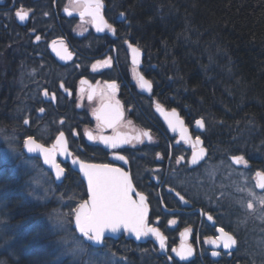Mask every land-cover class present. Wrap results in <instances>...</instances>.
Masks as SVG:
<instances>
[{"label": "flooded vegetation", "instance_id": "af4514ba", "mask_svg": "<svg viewBox=\"0 0 264 264\" xmlns=\"http://www.w3.org/2000/svg\"><path fill=\"white\" fill-rule=\"evenodd\" d=\"M57 1L51 4V13L46 10L47 15H44L42 10L46 9L48 0H0V81L6 90L5 98L20 107L16 114H10L7 108L3 117L6 123H9L10 115L21 120L23 143L20 150L23 156L42 166L58 188L78 192L81 203L89 197L88 187L82 173L73 167L72 159L84 164L120 168L130 174L135 188L133 199L137 201L140 194L146 199L148 214L143 228L156 229L164 237L163 247L152 233L137 238L134 232L122 230L115 238H105L103 247L96 250L110 248L131 264L139 263L137 251H147V256L140 261L145 264H251L250 250L244 244V240L248 241L245 231L237 227L235 221L224 222L222 210L227 216L230 213L226 203H222L227 200L219 201L220 207L209 206L207 200L198 196L196 189H191L193 198L197 199L194 200L187 189L189 186L178 184L183 168L187 165L185 174L200 168L208 161L210 151L203 140L206 160L195 167L189 166L196 145L191 141H179L180 134L171 132L156 112L158 106L169 111L174 109H168L152 98L153 83L149 72L154 66L146 52L130 39L120 38L119 26L123 22L128 24L126 18L119 21L118 15L113 21L108 19L105 0H100L98 12L94 0L88 8L101 14L110 26H104L99 33L91 16H72L66 12H82L87 7L84 0H74L78 6L72 10L66 6L69 0H61V4ZM21 10L28 13L23 21L16 16ZM87 20L90 27L84 31L76 30L79 23ZM130 46L142 52L141 66L132 64ZM54 47L65 60L53 53ZM139 76L152 84L149 92L142 89ZM143 106L151 115L142 110ZM185 125L194 141L197 137L202 138L201 133ZM145 132L151 139L143 135ZM87 133L96 139H89ZM159 134L167 141L168 153L157 152V166L146 174L148 179L143 175L134 181L131 167L137 162L136 156L143 147L161 146ZM28 138L41 144L43 150H47V157L54 156L65 171L60 183L43 165L41 154L45 151L32 155L24 152L23 145ZM101 138H110L109 143ZM113 142L117 145L115 148L110 146ZM224 160L230 161L236 169L240 166V163H233L231 157ZM172 166L176 167L173 169ZM173 171L178 175L174 177L176 182L171 179ZM12 173L19 186H23L22 175L13 170ZM205 184L211 186L204 183L202 187ZM143 187L156 188L160 210L153 207L155 194L150 199ZM34 206L24 207L18 218L23 221L34 219ZM26 216L29 219L26 220ZM229 217L233 218L232 215ZM221 228L236 240L233 247L224 248L223 241L218 239ZM75 235L86 247L93 248L83 237ZM182 249L185 258L178 254ZM187 249H191V255H187Z\"/></svg>", "mask_w": 264, "mask_h": 264}, {"label": "trees", "instance_id": "16d2710c", "mask_svg": "<svg viewBox=\"0 0 264 264\" xmlns=\"http://www.w3.org/2000/svg\"><path fill=\"white\" fill-rule=\"evenodd\" d=\"M53 1L48 0L42 14L51 13ZM57 2L61 4V0ZM105 2L108 19L125 14L128 24L119 26L120 38L143 49L154 66L149 72L152 98L177 110L190 127L198 119L203 121L201 136L210 151L207 159L242 156L251 170L264 173V0ZM2 86L0 81V126L6 124L3 113L7 108L10 114L20 110L13 100L5 98ZM142 110L151 115L146 107ZM158 136L161 146L143 147L136 156L131 167L134 181L143 175L148 179L157 166V152L168 153L166 139ZM191 187H187L189 194L197 200ZM149 188L142 189L150 199L155 194L153 207L160 210L156 188ZM22 190L12 169L0 164V191L12 199L10 213L13 223L20 225L19 231L29 224L18 215L24 207L32 206L23 201ZM34 207L36 221L45 217L49 204ZM50 238L38 243L26 236L23 253L15 264H61L55 259Z\"/></svg>", "mask_w": 264, "mask_h": 264}, {"label": "rangeland", "instance_id": "374dc122", "mask_svg": "<svg viewBox=\"0 0 264 264\" xmlns=\"http://www.w3.org/2000/svg\"><path fill=\"white\" fill-rule=\"evenodd\" d=\"M73 1L69 0L66 5L71 10L78 6ZM88 27L89 20L79 23L76 30L84 31ZM94 104L90 103L91 106ZM22 135L21 120L15 116L9 118V123L0 126V164H6L15 173L22 175L24 202L32 203L31 205L49 204V209L45 212V217H40L36 221L33 218L24 221V224L27 223L29 226H24V230L19 231L21 227L13 223V215L10 213L12 199L5 197L0 191V264L17 263L26 245V236H30L38 243L51 237L53 242L51 247L57 253L55 259L61 264H131L128 259L110 248L101 251L91 249L76 237L70 225L73 213L81 203L78 192L66 190L65 187L58 188L42 166L35 160L23 156L20 150L23 143ZM243 161L236 169L230 161L212 159L200 168L185 174L186 165L178 184L182 187L192 186L198 196L208 201L209 206L220 207L221 201L225 198L227 202L222 203H226V210L230 209L229 215L233 218L227 216V213L224 214L222 210L224 222L235 221L237 227L243 228L246 233L244 236L248 238V241L244 240V244L248 251L250 250L251 264H264V204L260 203L264 198V190L262 192L257 190V173L250 169L245 158ZM171 176L172 182H176L174 177L178 175L175 171L171 172ZM204 183L211 186L205 184L202 187ZM249 203L253 205L252 209L247 207ZM137 256L141 261L147 256V251H137Z\"/></svg>", "mask_w": 264, "mask_h": 264}, {"label": "snow or ice", "instance_id": "6c2138e0", "mask_svg": "<svg viewBox=\"0 0 264 264\" xmlns=\"http://www.w3.org/2000/svg\"><path fill=\"white\" fill-rule=\"evenodd\" d=\"M100 6V0H96L97 12ZM16 16L18 19L23 21L27 18L28 13L21 10L17 11ZM105 26L110 27L108 25ZM138 51V49H133L134 53H138ZM140 80L142 86H146L148 88L151 87L150 82L144 80L142 76L140 77ZM172 115H175L174 110ZM197 125L202 128L204 126L203 121H197ZM87 135L89 139H96L91 135V133H87ZM143 135L151 139L147 132L143 133ZM62 138L63 134L61 133V140ZM101 139L105 143H109L110 138ZM26 143H29V141H26ZM199 143L200 141L197 137L196 144ZM116 146V143H111V147L115 148ZM37 148H40V146L36 145L35 148L29 146V151H36ZM43 151H45L47 159V150ZM200 152L202 154L203 149H201ZM119 158L124 159L123 157ZM197 159L198 155L194 153L193 163H196ZM234 159L236 163L244 162L243 157H237ZM54 166L57 169L59 178L63 169H61L58 164ZM81 168L85 171V175L88 177L90 190V202L85 201L81 203L75 215L78 230L83 234V236L95 243H101L106 231L115 233L119 231L121 227H124L131 232H134L137 238L146 236L149 233L156 235L160 239L161 246L163 247L164 237L156 229L148 228L145 230L143 228L144 217L147 211L146 206L144 205L145 198L142 195L140 196L139 205L132 200L130 193L133 189L127 174L122 173L119 169L109 168L107 165L98 166L82 164ZM259 186L264 188V183H261ZM260 203L264 204V198L260 200ZM247 207L252 209L253 205L249 203ZM209 219H211V217H209ZM172 223H174V221ZM219 231L221 232V236L218 239L223 241L224 248H231L236 244V240L231 235L224 232L222 228L219 229ZM210 242L216 243V241ZM173 251L176 250L174 249ZM184 253L185 250L182 249L178 254L181 255L182 258H185ZM186 253L187 255H191V249H187ZM216 254L217 253H214V255Z\"/></svg>", "mask_w": 264, "mask_h": 264}, {"label": "water", "instance_id": "95a60500", "mask_svg": "<svg viewBox=\"0 0 264 264\" xmlns=\"http://www.w3.org/2000/svg\"><path fill=\"white\" fill-rule=\"evenodd\" d=\"M84 1L86 3L87 7L82 12L77 13V12H73V11H69V10H66V12L69 15H72V16H85V15L91 16L92 19H93V26L95 27V29L97 30V32L100 33L101 30H102V28L106 25L105 19H104V17L101 14L96 13L94 11H91L88 8L89 5L94 2V0H84ZM125 18L126 17H125V14L124 13H120L119 16H118V20L119 21H122ZM134 48L135 49H138L135 46H130L131 62H132L133 65L141 66L142 52L138 49L139 50L138 53H134L133 52V49ZM52 51H53V53L60 60L62 59V57L60 55V51H59V49L57 47H54L52 49ZM62 60H65V59H62ZM140 77L141 76H139V80H140ZM140 83H141V80H140ZM151 86H152V84H151ZM141 87L146 92H149L150 89H151V87L148 88L146 86H142V84H141ZM174 111H175V115H172L173 110H170V111L169 110H166L162 106H158L156 108V112L159 114V116L161 117V119L165 122L167 128L171 132L179 133L180 134V137L178 139L179 141H186V142L191 141L192 145H196V148L193 150V152H192V154H191V156L189 158V164H190V166L191 167H195V166H197L198 164H200L201 162H203L206 159L207 151H206L205 147H203V143L204 142H203V140L201 138H199L200 143L199 144H196V140L197 139L195 141L192 139L191 134H190V129L185 125L184 120L179 116V113L176 110H174ZM181 121H182V123H181ZM197 121H202V120L201 119H198ZM197 121H196V123L194 125V130L196 132H203L205 130V126H203L202 128L199 127L197 125ZM26 141H29V143H26ZM32 142H34V143H32ZM59 144L61 145V143H59ZM36 145H39L40 148H37L36 151H31L30 152L29 151V146L35 148ZM61 146H63V145H61ZM43 149H44V147L41 144H39L38 142H36L35 140H33L32 138L26 139L25 142H24V145H23L24 152L27 153V154H29V155H32L34 152H37V151H41V153H44L43 152ZM201 149H203V153L202 154L200 152ZM194 153H196L198 155V159H197V162L196 163H193V155H194ZM41 155H42V159H43L42 160L43 161V165L51 171V173L54 176L56 182L57 183H60L62 181V178H63L64 174H65V171L63 170L62 174H60V176L58 178L57 169L54 166V165L57 164V161H56L55 157L54 156H52V157L51 156H48V158L46 159L45 154H41ZM237 157H239V156H233V157H231L232 162L235 163V164H238V163L235 162V159H234V158H237ZM74 161H75V163H74ZM72 162H73V167L82 173V177H83V179H84V181H85V183H86V185L88 187L89 197H88V199L86 201H89L90 202V190H89V184H88V177L85 175V171L81 168V165L82 164L83 165H94V164H84L83 162H80L77 159H72ZM98 166H100V165H98ZM109 168H115V167H111L110 166ZM115 169H119L122 173L127 174L129 180L131 181L130 174L128 172H126L125 170L120 169V168H115ZM258 174L256 176L257 177V181H258L257 190L258 191H262L263 188L260 187L259 185L261 183H264V173H258ZM131 187H132L133 191L130 193V195H131L132 200H134L133 197H132V195L135 193V188H134V186L132 184V181H131ZM141 195L142 194H140V196ZM140 196H139V198H138L137 201L134 200L137 205L140 204ZM142 196L145 198L144 195H142ZM144 205L146 206V199L144 200ZM78 209H79V207L77 208V210ZM146 209H147V211H146V215L144 217V222H145L146 217H147V214H148V208H147V206H146ZM164 209H165V207H164ZM198 211L201 212L200 210H198ZM75 215H76V212H75ZM75 215H74V219H73V228H74V230L76 231V233L79 236H83V234L80 233V231L78 230V227H77V224H76V220H75ZM122 230H128V229H126L124 227H121L120 230L117 231V232H115V233H113L111 231H106L105 232V235H104V238H103V241L101 243H95V242L89 240L87 237H85V236H83V237H84V241L86 243H90V245L92 247L98 248V247H102L104 245L105 238H110V237L115 238L117 236V233L120 232V231H122ZM128 231H130V230H128Z\"/></svg>", "mask_w": 264, "mask_h": 264}]
</instances>
